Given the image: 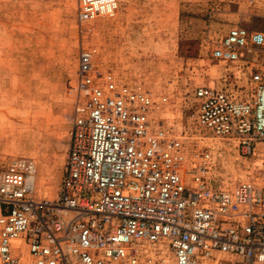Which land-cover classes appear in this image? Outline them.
<instances>
[{"label":"built area","instance_id":"2783aa9c","mask_svg":"<svg viewBox=\"0 0 264 264\" xmlns=\"http://www.w3.org/2000/svg\"><path fill=\"white\" fill-rule=\"evenodd\" d=\"M119 1L79 0L78 23L113 13ZM263 45L264 32L233 25L212 56L248 73V83L234 75L192 92L195 125L260 160L259 179L232 188L213 182L200 162L207 147L188 158V134L156 122L152 97L96 71L82 48L55 197L35 194L32 158L0 166V264H120L162 251L176 264L221 255L231 257L226 264H264V69L245 58Z\"/></svg>","mask_w":264,"mask_h":264},{"label":"rangeland","instance_id":"374dc122","mask_svg":"<svg viewBox=\"0 0 264 264\" xmlns=\"http://www.w3.org/2000/svg\"><path fill=\"white\" fill-rule=\"evenodd\" d=\"M79 0H0V166L13 156L35 161V194L55 197L68 151L77 99L80 50L94 69L112 72L118 84L148 93L150 116L172 133L186 132L190 149L207 147L200 162L210 177L232 188L262 173L257 156L245 157L232 141L197 127L191 108L198 86H220L249 74L213 58L233 25L264 32V0H120L113 13L80 25ZM264 69V45L245 55ZM228 83V82H227ZM165 98V99H163ZM185 173L184 170L181 171ZM185 176L188 177V175ZM231 257L202 264H226ZM22 264H28L25 257ZM120 264H176L167 252H147Z\"/></svg>","mask_w":264,"mask_h":264}]
</instances>
